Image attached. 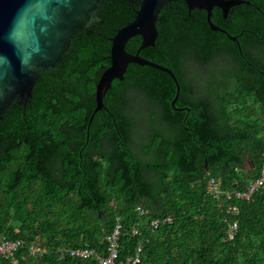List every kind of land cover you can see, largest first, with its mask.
Listing matches in <instances>:
<instances>
[{
    "label": "trees",
    "instance_id": "1",
    "mask_svg": "<svg viewBox=\"0 0 264 264\" xmlns=\"http://www.w3.org/2000/svg\"><path fill=\"white\" fill-rule=\"evenodd\" d=\"M245 1L210 17L239 48L209 29L204 11L188 16L182 1L161 9L154 46L139 55L171 70L176 105L188 111L170 106L176 88L166 73L129 64L131 79L120 91L111 82L87 128L109 38L137 9L126 0H102L94 27L73 34L53 70H37L25 106L13 101L0 119V235L22 243L17 264H99L67 252L88 247L103 257L101 238L117 218L121 259L142 240L137 264H264V185L248 202L207 191L211 178L222 191H243L264 165V0ZM140 41L130 38L125 50L135 53ZM185 66L205 75L194 104ZM233 204L237 216L223 207ZM162 217L172 223L151 231L149 221ZM134 227L141 236H131Z\"/></svg>",
    "mask_w": 264,
    "mask_h": 264
},
{
    "label": "water",
    "instance_id": "2",
    "mask_svg": "<svg viewBox=\"0 0 264 264\" xmlns=\"http://www.w3.org/2000/svg\"><path fill=\"white\" fill-rule=\"evenodd\" d=\"M102 0H0V119L13 101L25 106L35 81L37 70H53L63 54L70 50L73 34L87 29L92 15L99 9ZM137 9L131 21L115 31L109 38V65L100 74L94 92V114L102 109L103 97L113 80H122L129 64L148 66L166 73L173 81L176 92L173 106L179 95V85L170 69L142 58V49L153 47L157 38L156 22L161 9L176 1H182L188 11L197 9L206 13V22L211 31H218L233 42L236 37L210 21L214 8L226 18L231 8L244 0H126ZM141 41L135 53L125 50L132 37ZM239 48V46H238ZM250 163V160L248 161Z\"/></svg>",
    "mask_w": 264,
    "mask_h": 264
},
{
    "label": "built area",
    "instance_id": "3",
    "mask_svg": "<svg viewBox=\"0 0 264 264\" xmlns=\"http://www.w3.org/2000/svg\"><path fill=\"white\" fill-rule=\"evenodd\" d=\"M263 185L264 165L260 171V175L254 181H250L249 183H247L246 188L243 191H222L219 187V183L213 178L209 179L208 181L207 191L209 195L214 199L221 200V198H224V200L228 202L232 199H238L244 202H248L251 199L252 195L259 189H261ZM223 207L225 209V212L232 216H237L239 213V209L235 204L225 205ZM135 211L140 216H144L145 214H147V211L143 210L140 206H137L135 208ZM116 221L117 222L113 230L108 234H104L101 238V243L104 244L105 249V255L103 257H99L93 249H90L88 247L69 250L67 252L69 254V257L82 260H87L93 257L98 261L99 264H137L140 260L142 240L138 242L132 255L121 259L119 254V237L122 227L118 218ZM171 223V217H162L151 219L148 225L151 231H156L159 228L167 226ZM236 230L237 222L233 221L228 226L227 233L229 239H233ZM130 233L132 237L141 236L139 229L136 227L132 228ZM21 245L22 243L20 241H10L4 236L0 235V258L9 259L11 264H17L16 260L13 257V254ZM30 252L32 255L38 253L37 249L34 248H30Z\"/></svg>",
    "mask_w": 264,
    "mask_h": 264
},
{
    "label": "flooded vegetation",
    "instance_id": "4",
    "mask_svg": "<svg viewBox=\"0 0 264 264\" xmlns=\"http://www.w3.org/2000/svg\"><path fill=\"white\" fill-rule=\"evenodd\" d=\"M249 5H250V3H249ZM215 9L220 12L219 9H217V8H215ZM190 12L191 11H188L187 10L188 16H191ZM230 12L232 13V11L229 10L228 14ZM94 22H95V19L93 18V15H92L91 24H90V26L88 28L94 27V24H93ZM203 74H204V71L201 68L188 67V66L183 67L182 77H183V80L185 81V83L187 84V87H188V89H187V96H188L191 104H194L195 101H197L198 99H200V98H202L204 96L202 84H203V80H204V76L205 75H203ZM129 79H131V78L130 77H127V78H124L123 77L122 80H119V91H120V89H123L124 88V85L126 84V82ZM130 96L131 95L129 94V98H130L131 102L132 103H135L136 102V97H134V96H131L130 97ZM176 102H177V100L175 101V103H174L173 106L170 103V106L172 107L173 110H178V111L185 110V111H188L187 106H182V107L177 106L176 105Z\"/></svg>",
    "mask_w": 264,
    "mask_h": 264
},
{
    "label": "rangeland",
    "instance_id": "5",
    "mask_svg": "<svg viewBox=\"0 0 264 264\" xmlns=\"http://www.w3.org/2000/svg\"><path fill=\"white\" fill-rule=\"evenodd\" d=\"M248 164H249V163H248ZM248 164L246 165L247 167H249Z\"/></svg>",
    "mask_w": 264,
    "mask_h": 264
}]
</instances>
